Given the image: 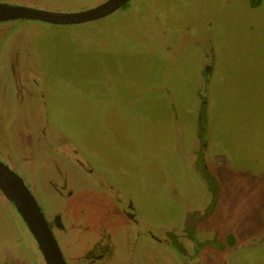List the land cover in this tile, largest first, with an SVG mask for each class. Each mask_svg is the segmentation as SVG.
I'll list each match as a JSON object with an SVG mask.
<instances>
[{
    "label": "rangeland",
    "instance_id": "rangeland-1",
    "mask_svg": "<svg viewBox=\"0 0 264 264\" xmlns=\"http://www.w3.org/2000/svg\"><path fill=\"white\" fill-rule=\"evenodd\" d=\"M0 1L72 13L101 0ZM0 152L48 220L61 212L66 264H264V0H129L80 24L0 21ZM206 171L219 189L208 217ZM1 198L0 264H47ZM92 219L109 233L103 259L81 243L101 234Z\"/></svg>",
    "mask_w": 264,
    "mask_h": 264
},
{
    "label": "water",
    "instance_id": "water-1",
    "mask_svg": "<svg viewBox=\"0 0 264 264\" xmlns=\"http://www.w3.org/2000/svg\"><path fill=\"white\" fill-rule=\"evenodd\" d=\"M129 0H105L87 10L72 13L0 3V21L15 18L41 20L54 24L83 23L115 11ZM0 188L23 217L30 233L39 242L47 264H66L58 243L34 195L21 176L0 160Z\"/></svg>",
    "mask_w": 264,
    "mask_h": 264
},
{
    "label": "flooded vegetation",
    "instance_id": "flooded-vegetation-1",
    "mask_svg": "<svg viewBox=\"0 0 264 264\" xmlns=\"http://www.w3.org/2000/svg\"><path fill=\"white\" fill-rule=\"evenodd\" d=\"M29 1V0H28ZM36 1V2H35ZM103 1H105V0H101L99 3H101V2H103ZM30 2L31 3H33V4H35V3H41V4H43L42 3V0H30ZM0 3H8V4H16V5H20V6H25V7H31V8H33L32 6H27V5H25V3H17V2H6V1H0ZM98 3V4H99ZM97 5V4H96ZM122 7V6H121ZM34 8H37V7H34ZM38 9H40V8H38ZM83 10V9H82ZM82 10H79V11H82ZM54 11V10H53ZM15 19H22V20H34V19H26V18H15ZM8 20H11V19H8ZM8 20H5V21H8ZM38 21H40V22H44V21H41V20H38ZM46 23H48V22H46ZM52 24H54V23H52ZM78 24H80V23H78ZM1 101H2V99H1ZM207 131V130H206ZM197 136H198V134H197ZM199 138V137H198ZM206 138H207V132H206ZM205 144V143H204ZM2 152H0V156H2ZM1 160V159H0ZM2 161V160H1ZM3 162V161H2ZM3 163H5V162H3ZM79 163V162H78ZM6 164V163H5ZM7 165V164H6ZM82 165V164H81ZM13 170V169H12ZM89 171H91V170H89ZM107 180V184H104L105 186L107 185V186H109L112 190V192H113V190H114V187L111 185V183H110V181L108 180V179H106ZM27 186V185H26ZM100 186H103V184H100ZM28 187V186H27ZM0 196H2V198L1 199H4L5 201H8V202H10L12 205H13V207L15 208V209H17L16 207H15V205H14V203L11 201V200H9L8 198H7V196L5 195V193L3 192V190L0 188ZM110 192V191H109ZM73 196H71V195H67L66 196V199H65V201H64V204L66 205V203H72L71 201H72V198ZM108 198H109V204L111 203L112 205H113V207L114 208H116V211L118 210L119 211V208L121 207V203H120V200H118V199H116L115 198V196L114 195H108ZM123 198H125V200L127 201V208L130 210V209H134V207H133V205H132V203L129 201V199L124 195V196H122V198L121 199H123ZM36 199V198H35ZM38 203V202H37ZM39 205V204H38ZM66 206H68L69 207V211L70 210H72L73 208V205H71V204H69V205H66ZM40 207V206H39ZM41 209V208H40ZM123 210V209H122ZM120 212V211H119ZM42 213H43V210H42ZM59 213H61V212H59ZM58 212H54V217L53 218H50L49 220L46 218V220H47V223H48V225H49V227H50V229H51V231H52V233H53V235H54V237H55V239H56V236H55V234H54V230L55 229H60L61 230V232H65V228H64V226H63V221H64V219H62V217H60L61 215L59 214ZM125 218H127L130 222H131V224H134V223H136L137 222V220L135 219V217H134V213L133 212H130V211H127V210H123V213L122 212H120ZM18 214H19V216H21L20 215V213L18 212ZM44 214V213H43ZM45 216V215H44ZM21 219H22V221L24 222V224L26 225V223H25V221H24V219H23V217H21ZM62 219V220H61ZM92 220H94V219H92ZM102 220V219H101ZM83 226H84V228L86 229L87 227H85V226H88L86 223H83ZM89 226H92L93 228H96L95 230H97V229H99L100 230V220H94V223H90V225ZM26 227H27V225H26ZM27 229H28V227H27ZM104 229V228H103ZM103 229H101L100 231H101V234L99 235V236H96V242H93V244L92 245H90L89 247H84L85 245H86V242H87V240H86V242L85 241H83V242H81L82 243V245H84L83 246V250H84V252H85V256H87V255H92V256H94L96 259H103L104 257H105V255H109V248H107L106 247V244H108L107 242L105 243V237H107V235L109 234L108 232H106L105 231V229L103 230ZM29 230V229H28ZM144 236L146 237V238H151V239H153V238H155V235L154 234H152V232H150V231H148V230H145L144 231ZM33 236V235H32ZM100 237V238H99ZM33 239H34V241L36 242V246H38V249H39V251L41 252V249H40V245H39V242L36 240V238L33 236L32 237ZM97 238H99V239H97ZM107 240V239H106ZM154 241H156V242H162V239L161 238H155L154 239ZM91 250H94V251H92L91 252ZM42 253V252H41Z\"/></svg>",
    "mask_w": 264,
    "mask_h": 264
},
{
    "label": "trees",
    "instance_id": "trees-1",
    "mask_svg": "<svg viewBox=\"0 0 264 264\" xmlns=\"http://www.w3.org/2000/svg\"><path fill=\"white\" fill-rule=\"evenodd\" d=\"M263 0H249V4L251 7H258L262 4ZM128 6V2L124 3L122 5L123 8ZM201 114V118L199 119V124H198V137L199 139L202 141V146H204V143L206 142V117H205V109L202 108L200 111ZM205 178H206V182L208 184V188L211 192V199L210 202L205 210L204 216H209L210 214L213 213L216 204H217V200H218V195H219V189H218V184H217V180L214 177V175H211L208 171H206L204 173ZM22 217V216H21ZM192 240H194L195 242H197V239L192 236ZM234 238L233 236L228 237V242H231V244L234 243Z\"/></svg>",
    "mask_w": 264,
    "mask_h": 264
}]
</instances>
